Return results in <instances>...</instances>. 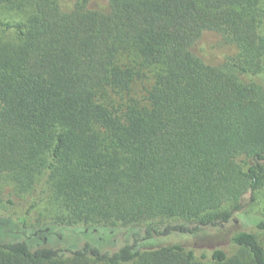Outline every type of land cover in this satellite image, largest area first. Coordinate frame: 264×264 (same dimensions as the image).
Returning <instances> with one entry per match:
<instances>
[{
  "label": "trees",
  "instance_id": "obj_1",
  "mask_svg": "<svg viewBox=\"0 0 264 264\" xmlns=\"http://www.w3.org/2000/svg\"><path fill=\"white\" fill-rule=\"evenodd\" d=\"M208 34L224 61L201 49ZM143 69L153 82L137 94ZM5 177L32 197L26 228L132 243L0 241V264H264V217L232 253L142 244L227 225L264 187V0H0Z\"/></svg>",
  "mask_w": 264,
  "mask_h": 264
},
{
  "label": "rangeland",
  "instance_id": "obj_2",
  "mask_svg": "<svg viewBox=\"0 0 264 264\" xmlns=\"http://www.w3.org/2000/svg\"><path fill=\"white\" fill-rule=\"evenodd\" d=\"M107 1V0H106ZM220 39L213 34H208L205 41L201 45L203 51L211 52L210 57L217 63L224 61L223 56L219 52L221 46ZM134 60V57H133ZM139 62H135L136 69H139ZM146 77L143 81L137 82L136 90L139 94L142 89L149 86L152 82V74L150 70L143 69ZM42 192V190H41ZM0 193L3 201L0 203V241L16 242L29 240L33 248L41 246H53L55 248H70L77 250L82 244L90 243L97 247L103 253H111L121 245L132 243L131 236L117 234L116 231H109L108 229H99L97 233H84L79 226L77 227H61L53 226L50 233L43 232L46 228L45 224H38L36 219L30 220L27 228L19 223V217H22L27 209L32 205L31 198H21L14 191V184L5 177L0 184ZM13 200L10 204L8 200ZM42 205L38 207L42 212L55 216L54 206L50 204L49 199L41 196ZM242 209L236 211L232 221L224 226L217 228H205L196 235L174 234L170 237L156 238L154 240L144 241L142 244L145 248H158L162 246H171L180 244L182 246L194 249L198 256L202 254H209L217 248L227 249L232 253L234 251L231 239L237 232L251 230V225L257 224L264 217V187L255 194V201H252V195L244 196L240 203ZM234 207V203H228L223 210H229ZM50 215V216H51ZM11 221L17 224H12ZM46 223V221H41ZM33 223L39 225V228H34ZM40 230V231H38ZM264 241V236L260 235Z\"/></svg>",
  "mask_w": 264,
  "mask_h": 264
}]
</instances>
